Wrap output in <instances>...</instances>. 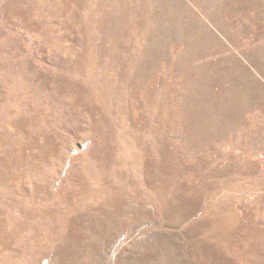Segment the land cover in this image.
Here are the masks:
<instances>
[{
	"label": "rangeland",
	"instance_id": "374dc122",
	"mask_svg": "<svg viewBox=\"0 0 264 264\" xmlns=\"http://www.w3.org/2000/svg\"><path fill=\"white\" fill-rule=\"evenodd\" d=\"M124 1L0 0V264H264V0H226L235 44L189 5L232 98L201 120L157 74L111 98Z\"/></svg>",
	"mask_w": 264,
	"mask_h": 264
},
{
	"label": "bare ground",
	"instance_id": "6f19581e",
	"mask_svg": "<svg viewBox=\"0 0 264 264\" xmlns=\"http://www.w3.org/2000/svg\"><path fill=\"white\" fill-rule=\"evenodd\" d=\"M249 1H251V3L256 6H259L257 4L259 0ZM225 3L226 0H125L124 2H122L121 7H118L120 9L118 12H121V18H124L123 21L127 23V29H125V27L116 26L117 28H115V31L113 30V32L111 33L112 35L110 36L114 44L112 50L113 54L115 55V58H113V62L116 65L115 67H117L114 76H112V78H114L113 81L111 79V98L116 99V84H118L120 90L119 96H117L118 102H120L123 107H125L124 111H126V108L129 107L131 101H133V99H135L136 97H139V93L141 90L144 91L143 77H145L146 79L148 78L145 82L146 85H148L147 81H151V83H153L152 79L153 77H155L154 75L157 74L158 77L163 79L162 89H164L165 91L172 92L171 80L173 82L175 79L178 81L180 85V95L178 103L181 104V107L184 104L190 107L192 112L193 110L195 111L193 112L194 115L192 116L190 114V111H188V114L187 111L183 110V119L198 120L200 118L199 115H203L204 111L202 110V108L205 109L204 107H206L207 110H209L210 108L214 110H219L226 109L228 105L231 106L230 104H232V98L226 96V94L224 93L225 91L219 87V83L221 82L220 78L216 80V77L209 75L208 71L210 64L207 65L206 63H201V61L206 58V55L212 52V47L209 48L205 42V39H207V30L205 29L206 26L203 25L202 20L199 19L194 13V8L189 6L191 4L193 7H195L196 10L200 11V13L204 16L205 19L214 23L217 27L222 29L224 32L223 36L228 40V42L235 44L236 40L230 33L228 25L226 24V22L220 21L217 16L221 8L224 7ZM232 3L234 2L232 1ZM244 4L246 5V3ZM211 28H213V26ZM124 37L129 42L127 41V43H125V45L123 46L121 41L124 39ZM226 39L224 41H227ZM247 41L249 42V40ZM149 47H156V52L153 53L152 49L149 50ZM119 48L123 49L122 51L125 52V54H128V57L125 55V60H122L118 57L120 54L117 56V51L119 50ZM245 57L249 60L250 63H252L251 57L248 53H245ZM131 58H137L138 60H141L143 62H149V64L153 66L151 70L152 75L148 73L139 72L137 73V77H134V79H130V77H128L124 73V69L127 65L131 67H134L136 65V62L133 61V59ZM241 70V74L244 79L247 78V75L249 77L247 70L245 71V69L242 68ZM157 76L155 77L156 80H154L156 83H158ZM130 80L135 81V84L131 85L132 87H134L133 91L127 95L124 91V87H127ZM151 95L152 94L149 92L147 96L150 97ZM157 101L160 102L158 98ZM170 101L166 97L161 98V103L164 102L163 104L165 105L170 104L171 106ZM158 102H154V106H157ZM186 109L190 110L189 108Z\"/></svg>",
	"mask_w": 264,
	"mask_h": 264
}]
</instances>
